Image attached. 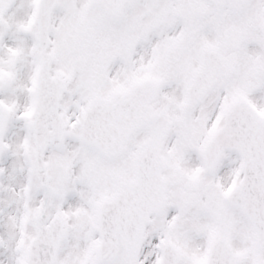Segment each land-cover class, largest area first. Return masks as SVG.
<instances>
[{"label":"snow or ice","instance_id":"6c2138e0","mask_svg":"<svg viewBox=\"0 0 264 264\" xmlns=\"http://www.w3.org/2000/svg\"><path fill=\"white\" fill-rule=\"evenodd\" d=\"M0 264H264V0H0Z\"/></svg>","mask_w":264,"mask_h":264}]
</instances>
